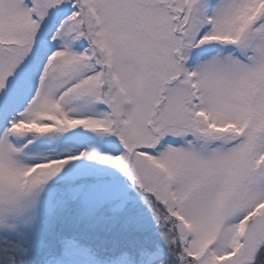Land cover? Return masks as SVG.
I'll return each mask as SVG.
<instances>
[{
    "label": "snow or ice",
    "instance_id": "6c2138e0",
    "mask_svg": "<svg viewBox=\"0 0 264 264\" xmlns=\"http://www.w3.org/2000/svg\"><path fill=\"white\" fill-rule=\"evenodd\" d=\"M0 264H264V0H0Z\"/></svg>",
    "mask_w": 264,
    "mask_h": 264
}]
</instances>
